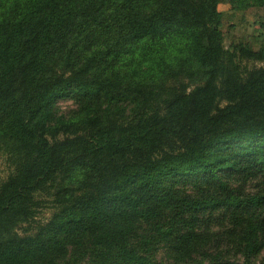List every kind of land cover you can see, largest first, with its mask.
Returning <instances> with one entry per match:
<instances>
[{"label":"trees","instance_id":"obj_1","mask_svg":"<svg viewBox=\"0 0 264 264\" xmlns=\"http://www.w3.org/2000/svg\"><path fill=\"white\" fill-rule=\"evenodd\" d=\"M218 4L0 0V264H264V42Z\"/></svg>","mask_w":264,"mask_h":264},{"label":"rangeland","instance_id":"obj_2","mask_svg":"<svg viewBox=\"0 0 264 264\" xmlns=\"http://www.w3.org/2000/svg\"><path fill=\"white\" fill-rule=\"evenodd\" d=\"M218 8L220 11L231 12L235 10L231 3V0H219ZM264 25V9L262 7H258L256 5L249 6L244 9H236L235 17L232 21L225 20L224 22V33H225V43L226 45H230L232 41L238 35L242 33H247L249 35H254L258 37L259 41L264 42V29L260 26ZM259 65L261 63H258ZM77 108V103L74 102L73 99H61L57 103V111L58 114L69 115ZM13 167L11 166L10 160L2 155L0 157V181L6 179L9 174L12 172ZM236 186L240 185L239 182H235ZM260 182L258 180L253 182H248L244 186L247 191H254L259 186ZM185 191L188 193H193L194 195V187L192 184L188 183L185 186ZM49 205H52L49 203ZM53 209L50 206H46L42 208L39 212L36 223L45 222L52 213ZM228 221L223 219L222 215H215L213 220L210 223V231L212 238L210 240V247L221 248L223 246L226 249V239H222L221 236L224 231L229 227ZM27 226H23L24 229ZM160 257L166 258L165 256L160 255ZM231 259H235L233 254L228 256ZM238 258V256H236ZM264 259V250L263 252L256 258L257 261H261ZM166 264H174L170 262L167 258L163 260Z\"/></svg>","mask_w":264,"mask_h":264},{"label":"crops","instance_id":"obj_3","mask_svg":"<svg viewBox=\"0 0 264 264\" xmlns=\"http://www.w3.org/2000/svg\"><path fill=\"white\" fill-rule=\"evenodd\" d=\"M260 27L264 29V26H260Z\"/></svg>","mask_w":264,"mask_h":264}]
</instances>
